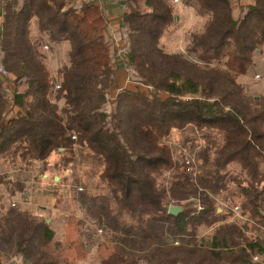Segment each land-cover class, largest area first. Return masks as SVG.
Returning <instances> with one entry per match:
<instances>
[{
	"label": "trees",
	"instance_id": "1",
	"mask_svg": "<svg viewBox=\"0 0 264 264\" xmlns=\"http://www.w3.org/2000/svg\"><path fill=\"white\" fill-rule=\"evenodd\" d=\"M73 1L0 0L7 73L0 76V159L44 167L54 152L67 156L64 165L76 147L90 154L106 192L80 200L116 244L100 264H264V97L249 96L236 81L264 45V0H182L208 17L190 35L186 56L160 47L174 21L170 0H144L143 7L126 0L120 53L129 82L145 91L114 88L119 67L103 10ZM32 25L50 45H68L55 81ZM186 128L214 133L187 164L164 142ZM165 173L171 177L160 184ZM229 184L241 197L239 217L231 206L218 211L215 200ZM171 206L182 211L170 215ZM201 229L207 236L199 237ZM53 239L50 224L9 209L0 218V264H58Z\"/></svg>",
	"mask_w": 264,
	"mask_h": 264
},
{
	"label": "rangeland",
	"instance_id": "2",
	"mask_svg": "<svg viewBox=\"0 0 264 264\" xmlns=\"http://www.w3.org/2000/svg\"><path fill=\"white\" fill-rule=\"evenodd\" d=\"M170 1L173 7L186 9L181 14L180 21L176 20L179 10H174V21L160 39V47L167 54L186 56L190 35L202 32L208 17L200 16L192 7L184 6L182 0H177V3ZM32 38L40 41L39 53L52 80L55 81L58 78V70L67 64L68 45L64 43L50 45L47 38L40 37L37 31L32 33ZM236 81L249 96L264 97V45L254 53L253 65L248 72L238 76ZM127 89L147 90L142 86L130 84H127ZM53 90L57 89L54 87ZM59 105L62 106V103ZM12 115L13 112L8 111L5 118ZM208 133L214 134L207 132L206 136ZM206 136L186 128L173 130L164 142L171 147L175 160H185L187 164L194 160L195 154L204 146ZM75 150L76 154L72 161L66 165L62 161L67 156L55 152L48 158L44 167L41 162L36 161H31L26 167L19 159L13 164L0 159V218L9 209L25 210L36 219L50 224L54 230L49 252L58 264H100L102 261H108L114 254L115 240L96 223L87 206L81 202L80 194L97 195L106 192L98 178L102 168L87 151L81 153L78 147ZM228 169L233 174L239 173L236 165H230ZM44 174L47 175L46 178L43 177ZM54 177H58V180L55 181ZM170 177L171 173H165L159 178V183L167 182ZM17 183L23 184L22 191H15L14 196H10L6 190L7 186L13 188ZM225 197H229L228 202H224ZM215 201L219 211L221 208L231 206L234 210L236 207L238 211L233 212L239 217L241 197L234 184H229L227 191ZM208 233L209 231L201 229L199 237H205ZM13 262L20 264L16 259L5 264Z\"/></svg>",
	"mask_w": 264,
	"mask_h": 264
},
{
	"label": "crops",
	"instance_id": "3",
	"mask_svg": "<svg viewBox=\"0 0 264 264\" xmlns=\"http://www.w3.org/2000/svg\"><path fill=\"white\" fill-rule=\"evenodd\" d=\"M85 1L90 2L91 4L95 5L96 7H99L103 10L104 16L106 18L107 22V30H106V37L111 40L110 48L111 51L116 53V61L115 63L118 65V69L115 74V84L114 88L125 90L127 89V84L135 85L134 83L129 82L126 71L123 64V57L120 53L121 48L123 47V41H122V31H121V24L122 19L125 14L128 13V9L125 5L126 0H74V4L83 3ZM246 1V2H245ZM138 3L141 7L144 5V0H138ZM251 0H240V5L245 6L250 4ZM180 6V5H179ZM174 10L178 9V15H176V20H181L183 14V11L186 9L183 7H173ZM239 13L236 12L235 15H238ZM2 9L0 6V34H1V23H2ZM206 20H204L205 22ZM36 32L35 25H32L31 27V36L33 32ZM9 118V117H8ZM219 211V210H218ZM52 229V228H51ZM53 230V229H52ZM54 232V230H53ZM58 246V245H57ZM56 246V247H57ZM263 260V257H253V261L260 262ZM264 261V260H263Z\"/></svg>",
	"mask_w": 264,
	"mask_h": 264
},
{
	"label": "built area",
	"instance_id": "4",
	"mask_svg": "<svg viewBox=\"0 0 264 264\" xmlns=\"http://www.w3.org/2000/svg\"><path fill=\"white\" fill-rule=\"evenodd\" d=\"M178 1L177 0H173V3H177ZM0 76L1 77H5V76H7V73H6V71L3 69V68H1L0 67ZM59 88V84H55V89H58ZM117 91H121V89H118ZM12 205H14V204H12ZM194 208H196V210L199 212V211H201L202 210V206L198 203V201H195L194 202ZM234 212H237L238 211V209L236 208V207H234V210H233ZM175 244H177V243H175Z\"/></svg>",
	"mask_w": 264,
	"mask_h": 264
},
{
	"label": "water",
	"instance_id": "5",
	"mask_svg": "<svg viewBox=\"0 0 264 264\" xmlns=\"http://www.w3.org/2000/svg\"><path fill=\"white\" fill-rule=\"evenodd\" d=\"M43 177L46 178L47 175L44 174ZM54 180L57 181L58 177H54ZM181 211H182V208L180 206H171L168 208V214H170V215H177ZM11 264H18V263L13 262Z\"/></svg>",
	"mask_w": 264,
	"mask_h": 264
}]
</instances>
